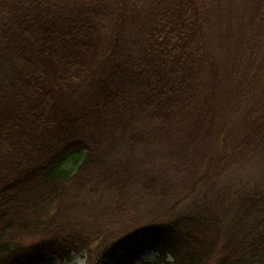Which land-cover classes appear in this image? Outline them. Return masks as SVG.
I'll return each mask as SVG.
<instances>
[{
	"label": "trees",
	"instance_id": "16d2710c",
	"mask_svg": "<svg viewBox=\"0 0 264 264\" xmlns=\"http://www.w3.org/2000/svg\"><path fill=\"white\" fill-rule=\"evenodd\" d=\"M139 246L264 264V0H0V264Z\"/></svg>",
	"mask_w": 264,
	"mask_h": 264
},
{
	"label": "rangeland",
	"instance_id": "374dc122",
	"mask_svg": "<svg viewBox=\"0 0 264 264\" xmlns=\"http://www.w3.org/2000/svg\"><path fill=\"white\" fill-rule=\"evenodd\" d=\"M27 238L28 237H26V238L23 237L21 239H17L16 240L17 246L21 247V246H24L27 244H31V243H33V241L37 240V238H28V239ZM137 255H138V258L134 264H145L146 262L156 263V261H155L156 255L153 252H151L148 247L139 246V248L137 249ZM85 257L86 256L84 253L74 254L71 261L66 262V261H60L55 256H49L46 258V260L43 264H85ZM104 262L106 264H113L109 260H105Z\"/></svg>",
	"mask_w": 264,
	"mask_h": 264
}]
</instances>
